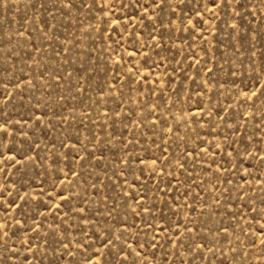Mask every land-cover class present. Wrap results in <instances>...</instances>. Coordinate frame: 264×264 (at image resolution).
I'll use <instances>...</instances> for the list:
<instances>
[{
	"label": "rangeland",
	"instance_id": "rangeland-1",
	"mask_svg": "<svg viewBox=\"0 0 264 264\" xmlns=\"http://www.w3.org/2000/svg\"><path fill=\"white\" fill-rule=\"evenodd\" d=\"M0 264H264V0H0Z\"/></svg>",
	"mask_w": 264,
	"mask_h": 264
}]
</instances>
